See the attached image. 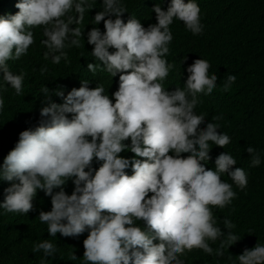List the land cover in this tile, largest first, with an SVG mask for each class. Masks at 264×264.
<instances>
[{
  "label": "clouds",
  "instance_id": "obj_1",
  "mask_svg": "<svg viewBox=\"0 0 264 264\" xmlns=\"http://www.w3.org/2000/svg\"><path fill=\"white\" fill-rule=\"evenodd\" d=\"M102 5L93 25L103 21L104 30L87 32L91 56L99 63L87 68L118 75L117 90L110 97L102 85L89 87L81 80L66 95L64 86L54 89L63 101L56 103L46 87L41 117L27 121L0 148V214H32L39 199L49 196L52 207L39 211V221L52 237L87 232L84 264H184L180 256L186 251L212 254L209 241L225 233L229 247L241 239L232 231L236 225L224 219V232L210 206L231 204L237 195L233 184L245 189L248 173L233 168L237 160L227 151L215 157L214 167H206L213 145L225 149L231 137L217 131L218 123L202 128L205 117L194 111L197 94L210 95L218 77H209V62L199 58L187 66L184 88L168 90L162 83L174 67L165 58L173 20L194 35L203 31L197 0H170L166 10L155 4L157 22L147 27L132 15L122 19L123 0H102ZM92 8L90 0H0V119L7 93L24 91V74L10 61L29 54L43 27L44 59L70 63L65 49L81 47L85 25L83 30L79 25ZM236 79L228 75L224 90ZM246 150L251 167H258L260 154L251 145ZM128 151L133 155H121ZM225 174L233 184L222 179ZM7 233L10 228L0 226V235ZM224 247L222 241L215 255L223 256ZM41 250L46 259L57 248L43 239L32 252ZM236 258L238 264H264V244L257 242Z\"/></svg>",
  "mask_w": 264,
  "mask_h": 264
},
{
  "label": "trees",
  "instance_id": "obj_2",
  "mask_svg": "<svg viewBox=\"0 0 264 264\" xmlns=\"http://www.w3.org/2000/svg\"><path fill=\"white\" fill-rule=\"evenodd\" d=\"M169 2L123 0L127 12L122 14V19L127 22L132 15L147 27L157 22L153 6L161 4L166 10ZM90 3L93 8L85 12L84 20L79 25L82 30L85 25L81 47L65 49L70 63L61 60L60 64L54 65L51 59H44L47 48L41 43L46 39L43 27L38 28V41L29 54L17 61H10L9 65L15 71L24 74V91L20 95H16L14 89L7 93L0 119V148L12 142L27 121L41 117L40 108L45 99L46 87L47 95L56 103L63 101L55 95L54 89L64 86L66 95L72 87H80L81 80L89 81V87L102 85L110 97L117 90L118 75L111 78L110 74L99 68L93 74L87 68L89 62L99 63L91 56L93 46L87 43V32L92 27L104 30L103 21L93 25L95 14L102 10V0H90ZM197 3L201 10L203 31L194 35L182 21L173 20L169 26L173 40L168 45L169 53L165 58L174 67L162 83L168 90L184 88L188 76L187 66L199 58L209 62V77L213 74L218 77L216 88L210 95L197 94L194 111L205 117L202 128L207 122L218 123L220 129L217 131L227 133L231 142L225 149L213 145L210 150L212 160L206 167H214L215 157L221 152H230L237 160L233 168L241 167L247 171L248 185L240 190L225 174L222 179L233 184L236 198L224 208L210 206L216 224L227 232L223 221L230 219L236 225L232 231L241 239L227 247L225 233L217 241H209L214 250L212 254L193 249L186 251L180 258L184 264H238L236 256L246 248L254 247L257 242L264 244V0H197ZM69 15L75 13L70 12ZM230 74L237 79L225 91L223 85ZM217 116L221 119L216 120ZM249 145L261 156L258 167H251L252 157L246 150ZM121 155L130 157L133 153L128 151ZM3 192L4 186H1L0 196ZM51 207V198L42 196L38 201L39 210H32V214H0V226L10 228V233L0 235V264H42V260L43 264H84L83 240L88 233L79 237H64L60 233H57V237L50 236L47 225L39 221L38 215L40 210L47 211ZM137 223L143 227L142 222ZM43 239H48L57 248L56 253L46 259L43 250L32 252L34 244ZM222 241L225 243L224 254L217 256L215 249ZM72 253L77 257L75 260L70 258Z\"/></svg>",
  "mask_w": 264,
  "mask_h": 264
}]
</instances>
